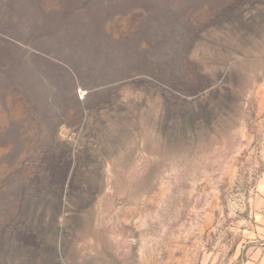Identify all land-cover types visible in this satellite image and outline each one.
I'll return each mask as SVG.
<instances>
[{"label":"rangeland","instance_id":"374dc122","mask_svg":"<svg viewBox=\"0 0 264 264\" xmlns=\"http://www.w3.org/2000/svg\"><path fill=\"white\" fill-rule=\"evenodd\" d=\"M0 35V264L264 251V0H0Z\"/></svg>","mask_w":264,"mask_h":264},{"label":"trees","instance_id":"16d2710c","mask_svg":"<svg viewBox=\"0 0 264 264\" xmlns=\"http://www.w3.org/2000/svg\"><path fill=\"white\" fill-rule=\"evenodd\" d=\"M14 47V43H12L11 41L5 40L4 37L2 35H0V73L2 75H5L6 73L9 72V68H11V66H13V63H7L5 61L6 59V55L8 56L7 52L5 51V49H10ZM9 54L11 55V52H9ZM70 78L72 80L73 83L76 84V80L75 78L70 75ZM68 172V170H67ZM66 172H63V174H65ZM54 172L51 170L50 174L47 176V180H51V176H53ZM67 175V173H66ZM68 176V175H67Z\"/></svg>","mask_w":264,"mask_h":264},{"label":"crops","instance_id":"0c3cea01","mask_svg":"<svg viewBox=\"0 0 264 264\" xmlns=\"http://www.w3.org/2000/svg\"><path fill=\"white\" fill-rule=\"evenodd\" d=\"M253 206H254L253 207L254 211H256L257 209L260 212H263V214L259 216L258 227L260 228L261 233L263 234V237H264V201H261L259 204H256V199H255ZM253 253H254L253 256L248 258L243 264H264V251H259L256 253V248H255Z\"/></svg>","mask_w":264,"mask_h":264}]
</instances>
